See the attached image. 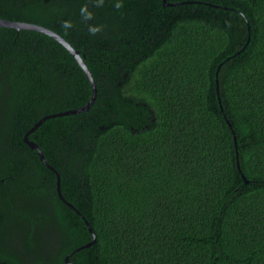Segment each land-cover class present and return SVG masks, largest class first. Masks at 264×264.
<instances>
[{"label": "trees", "instance_id": "trees-1", "mask_svg": "<svg viewBox=\"0 0 264 264\" xmlns=\"http://www.w3.org/2000/svg\"><path fill=\"white\" fill-rule=\"evenodd\" d=\"M116 2L0 0V264H264V0Z\"/></svg>", "mask_w": 264, "mask_h": 264}, {"label": "water", "instance_id": "water-1", "mask_svg": "<svg viewBox=\"0 0 264 264\" xmlns=\"http://www.w3.org/2000/svg\"><path fill=\"white\" fill-rule=\"evenodd\" d=\"M164 5H173V3H168L166 2V0H162ZM0 26L2 27H11V28H15L17 30L19 29H30V30H35V31H39V32H43L47 35H49L50 37H52L53 39H55L57 42H59L61 45H63L71 54L72 56L76 59L78 65L81 67L82 71L84 72L85 76L87 77V79L89 80L91 87H92V94L90 99L81 107L75 108V109H71V110H66V111H62V112H57V113H53V114H48L43 116L39 122H42L43 120L50 118V117H54V116H59V115H65V114H70V113H78L81 112L83 110H87L91 104L94 102L95 97H96V84L94 82V79L91 76L90 71L88 70L87 65L85 64V62L83 61L82 56L80 55L79 51L76 50L75 48H73L61 35H59L58 33H56L55 31L46 28L42 25H38V24H34V23H28V22H23V21H14V20H10V19H4V18H0ZM219 69V68H218ZM218 72V70H217ZM217 72H216V88L218 89V78H217ZM27 144L29 146H31L32 148L36 149L37 154L39 155L40 159L44 162V156L41 152V150L39 149V147L32 141L27 140V138L24 139ZM47 164V163H46ZM48 165V164H47ZM50 167V169H52L54 172H56L53 167H51L50 165H48ZM237 166L239 167V164L237 163ZM56 191L58 193L59 198L70 208L77 210L70 202L66 201L65 198L62 196L61 191H60V178L59 175L56 172ZM77 213L83 217V215L77 211ZM88 230L92 233V240H90L89 242L81 245L80 247L76 248L80 249V248H84L87 247L89 245H91L93 242H95L96 240V235L92 232V228L90 226V224L88 223V221L86 222ZM65 260L70 263V264H74L72 262L69 261L68 259V255L65 257Z\"/></svg>", "mask_w": 264, "mask_h": 264}, {"label": "clouds", "instance_id": "clouds-1", "mask_svg": "<svg viewBox=\"0 0 264 264\" xmlns=\"http://www.w3.org/2000/svg\"><path fill=\"white\" fill-rule=\"evenodd\" d=\"M103 3H104V0H94V6H96V7L103 6ZM114 6H115V8L120 9V8L123 7V3L121 2V0H117V2L115 3ZM80 17H81V21L84 22L85 24H87L89 21L94 19V15H93V13L91 11H89L87 5L81 7V9H80ZM61 26L67 31V30L73 28L74 25H73V23L70 20H66V21L63 22V24ZM87 30H88V33H89L90 36H95V35H98L103 30V26L102 25L88 24ZM51 167H53V166H51ZM53 169L56 172H58L57 169H55L54 167H53ZM51 171L54 172L52 169H51ZM54 189L56 190V180H55ZM57 195H58V193H57Z\"/></svg>", "mask_w": 264, "mask_h": 264}, {"label": "flooded vegetation", "instance_id": "flooded-vegetation-1", "mask_svg": "<svg viewBox=\"0 0 264 264\" xmlns=\"http://www.w3.org/2000/svg\"><path fill=\"white\" fill-rule=\"evenodd\" d=\"M43 180V179H42ZM43 194H44V196H45V199H43V201L45 200V201H47L49 198H51V195H52V191L51 192H49L47 189H43Z\"/></svg>", "mask_w": 264, "mask_h": 264}]
</instances>
